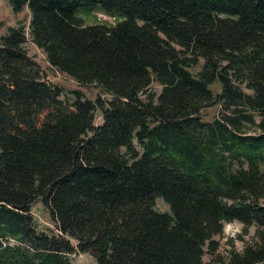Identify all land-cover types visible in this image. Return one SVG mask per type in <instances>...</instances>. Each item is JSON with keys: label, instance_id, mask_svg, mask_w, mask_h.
Instances as JSON below:
<instances>
[{"label": "trees", "instance_id": "16d2710c", "mask_svg": "<svg viewBox=\"0 0 264 264\" xmlns=\"http://www.w3.org/2000/svg\"><path fill=\"white\" fill-rule=\"evenodd\" d=\"M9 2L51 66L111 99L62 98L25 26L0 35V264H206L233 221L255 233L221 264H264V0Z\"/></svg>", "mask_w": 264, "mask_h": 264}, {"label": "rangeland", "instance_id": "374dc122", "mask_svg": "<svg viewBox=\"0 0 264 264\" xmlns=\"http://www.w3.org/2000/svg\"><path fill=\"white\" fill-rule=\"evenodd\" d=\"M105 16V18L103 17ZM86 23H93L96 19L106 21L109 24H114L116 20L112 16L105 15L104 13H97L93 16H84ZM30 21L31 13L26 7L20 12H15L9 0H0V35L8 32V28L23 24L25 26L27 42L25 48L30 57H32L40 67L41 74L51 84L60 87L63 90L62 98L73 101L76 96V92L79 91L88 99L95 100L97 97H101L105 100H110L111 95L104 93L102 89L96 85H81L71 76L59 69L53 67L48 62L46 53L40 49L31 39L30 35ZM197 68L192 69L193 72L199 70ZM215 92H220V86L215 84L212 86ZM152 92L156 94L162 90V85L157 81H154L151 86ZM222 107L215 105L208 107L202 111V117L205 121H211L220 115ZM257 122L260 120L259 116H256ZM103 122V116L100 111L95 112V124L99 125ZM249 131L258 132V128L255 125L248 126ZM155 207L159 211H169L168 205L161 199L157 198L155 201ZM31 213L34 217L36 225L39 230L47 232L56 231L55 223L52 220L51 214L42 201L37 200L31 207ZM255 233V228L250 227L247 232L244 231V226L240 222L233 221L225 224L222 233L216 236L218 242L217 251L214 254H206L204 261L206 264H221L220 259L227 260L229 253L233 250L242 251L245 244L251 240ZM71 262L74 264H95L94 258L87 253H75L70 256Z\"/></svg>", "mask_w": 264, "mask_h": 264}, {"label": "built area", "instance_id": "2783aa9c", "mask_svg": "<svg viewBox=\"0 0 264 264\" xmlns=\"http://www.w3.org/2000/svg\"><path fill=\"white\" fill-rule=\"evenodd\" d=\"M105 18V16H103Z\"/></svg>", "mask_w": 264, "mask_h": 264}]
</instances>
